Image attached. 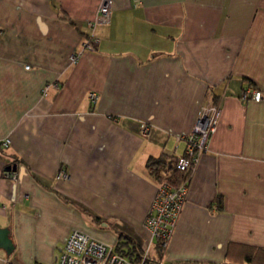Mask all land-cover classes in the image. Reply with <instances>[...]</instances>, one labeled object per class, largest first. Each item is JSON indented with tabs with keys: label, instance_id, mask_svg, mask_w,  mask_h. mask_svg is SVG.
I'll return each mask as SVG.
<instances>
[{
	"label": "crops",
	"instance_id": "1",
	"mask_svg": "<svg viewBox=\"0 0 264 264\" xmlns=\"http://www.w3.org/2000/svg\"><path fill=\"white\" fill-rule=\"evenodd\" d=\"M101 1L0 0V264H56L77 230L156 264H264V101L240 99L264 96V0H114L91 29ZM209 103L221 121L162 251L147 164L181 157Z\"/></svg>",
	"mask_w": 264,
	"mask_h": 264
},
{
	"label": "built area",
	"instance_id": "2",
	"mask_svg": "<svg viewBox=\"0 0 264 264\" xmlns=\"http://www.w3.org/2000/svg\"><path fill=\"white\" fill-rule=\"evenodd\" d=\"M136 3H141L136 0ZM114 0H102L96 19L89 24L91 29L98 25H109L112 20ZM99 44L97 38L92 37L84 46L85 51H96ZM74 61L78 59L75 56ZM48 89V88H47ZM46 89V90H47ZM92 102L96 103L98 95L90 94ZM240 99L245 102L260 103L264 101L261 91L251 87L243 90ZM222 117V109L215 104H207L201 108L195 121L193 130L177 137L178 143H184L185 149L181 157L177 158L176 168L185 173L187 178L179 186L163 181L159 183L158 192L146 220V226L151 232L155 244L166 249L179 223L189 194V187L201 157L209 149L212 137L218 130ZM143 133H149V127L143 126ZM10 140H5L2 146L8 147ZM3 176L17 181L18 174L5 171ZM61 178H68L65 173ZM149 256L145 254L139 262H134L116 247L101 242L82 231H74L68 238L65 247L57 259L56 264H149Z\"/></svg>",
	"mask_w": 264,
	"mask_h": 264
},
{
	"label": "trees",
	"instance_id": "3",
	"mask_svg": "<svg viewBox=\"0 0 264 264\" xmlns=\"http://www.w3.org/2000/svg\"><path fill=\"white\" fill-rule=\"evenodd\" d=\"M176 162L177 159L162 156L157 159H150L148 161L147 167L150 170L151 174L159 181V183L167 181L174 186H179L187 178V175L176 168ZM125 245L127 246V249H123V247H120V245L117 246L116 249L119 252L125 254V256H127L134 262H139L144 256L140 249H138L135 243L130 240L128 242H125L124 246ZM162 251H164L163 248ZM246 259L250 260L251 255H247Z\"/></svg>",
	"mask_w": 264,
	"mask_h": 264
},
{
	"label": "water",
	"instance_id": "4",
	"mask_svg": "<svg viewBox=\"0 0 264 264\" xmlns=\"http://www.w3.org/2000/svg\"><path fill=\"white\" fill-rule=\"evenodd\" d=\"M15 170V167H13ZM8 171L12 170V167H8ZM0 247L5 249L8 253H11L13 249V245L11 240L9 239V231L7 229L0 228Z\"/></svg>",
	"mask_w": 264,
	"mask_h": 264
},
{
	"label": "rangeland",
	"instance_id": "5",
	"mask_svg": "<svg viewBox=\"0 0 264 264\" xmlns=\"http://www.w3.org/2000/svg\"><path fill=\"white\" fill-rule=\"evenodd\" d=\"M149 259H150V257H149ZM149 264H156L154 261H151V262H149Z\"/></svg>",
	"mask_w": 264,
	"mask_h": 264
}]
</instances>
